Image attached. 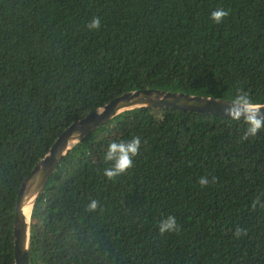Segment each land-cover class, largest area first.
Returning a JSON list of instances; mask_svg holds the SVG:
<instances>
[{"label": "trees", "instance_id": "obj_1", "mask_svg": "<svg viewBox=\"0 0 264 264\" xmlns=\"http://www.w3.org/2000/svg\"><path fill=\"white\" fill-rule=\"evenodd\" d=\"M142 89L264 98V0H0V264L21 184L59 135ZM243 127L140 108L98 128L37 199L30 264H264V131ZM132 135L134 166L106 178L107 143ZM167 215L179 230L161 235Z\"/></svg>", "mask_w": 264, "mask_h": 264}, {"label": "water", "instance_id": "obj_2", "mask_svg": "<svg viewBox=\"0 0 264 264\" xmlns=\"http://www.w3.org/2000/svg\"><path fill=\"white\" fill-rule=\"evenodd\" d=\"M231 104L225 99L157 89L130 91L114 98L77 120L59 135L48 153L34 166L23 180L17 196L13 224L14 264H30L31 218L35 203L64 157L92 132L117 116L140 108H168L181 111L228 117ZM264 116V109H261ZM78 134V139H73ZM29 212V213H28Z\"/></svg>", "mask_w": 264, "mask_h": 264}, {"label": "clouds", "instance_id": "obj_3", "mask_svg": "<svg viewBox=\"0 0 264 264\" xmlns=\"http://www.w3.org/2000/svg\"><path fill=\"white\" fill-rule=\"evenodd\" d=\"M228 14L225 9L217 8L211 12L210 19L219 24ZM99 27V18L93 17L88 24L89 30H96ZM225 99L231 104V107L226 109L230 120L241 121L243 118L242 139L247 140L249 137H257L261 131H264V116L260 114L261 109H264V98L256 99L237 90L234 95L229 94ZM73 139H78V134ZM140 151L141 138L137 135H132L131 138L127 139H113L108 142L106 151L103 153V159L109 162L111 166L104 169V176L112 179L127 172L134 166V158L138 156ZM199 184L201 187L207 186V177H201ZM87 208L94 211L97 208V202L91 200ZM157 226L161 235L171 234L179 230L177 220L173 215L162 216ZM235 234L239 236L241 234L240 230L237 229Z\"/></svg>", "mask_w": 264, "mask_h": 264}, {"label": "bare ground", "instance_id": "obj_4", "mask_svg": "<svg viewBox=\"0 0 264 264\" xmlns=\"http://www.w3.org/2000/svg\"><path fill=\"white\" fill-rule=\"evenodd\" d=\"M29 213V212H28Z\"/></svg>", "mask_w": 264, "mask_h": 264}]
</instances>
